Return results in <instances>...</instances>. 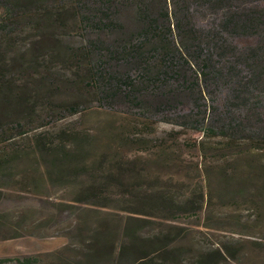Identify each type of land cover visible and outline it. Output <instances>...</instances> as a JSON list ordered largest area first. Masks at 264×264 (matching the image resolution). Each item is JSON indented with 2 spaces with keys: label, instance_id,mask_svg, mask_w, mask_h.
Segmentation results:
<instances>
[{
  "label": "trees",
  "instance_id": "obj_1",
  "mask_svg": "<svg viewBox=\"0 0 264 264\" xmlns=\"http://www.w3.org/2000/svg\"><path fill=\"white\" fill-rule=\"evenodd\" d=\"M73 1L81 10L83 27L97 31L113 29L118 6L128 4L133 9L135 31L104 51L138 66L136 79L113 78L103 57H98L93 68L100 88H114L127 96L135 90L133 82L143 81L148 64L156 59L164 70L155 80L146 81L147 86L161 89L162 81L173 82L172 75L193 65V76L182 77L173 92L196 91L201 100L223 94L220 111L212 108L209 118L198 124L202 125L199 147L204 154L212 151L216 162H221L223 182L238 181L239 168H233L226 155L248 151L253 145L264 148V0ZM38 2L44 3L0 0V35L11 34L16 19ZM75 60L80 62L77 56ZM200 107L196 103L195 108ZM78 112L68 108L70 115ZM14 130L17 137L27 134L18 123ZM72 136L67 139L63 132L45 131L34 137L33 150H18L14 143L0 148V202L21 193L37 196L49 187L68 195L57 202L45 201V211L20 212L15 220L9 218L13 213L0 216V227H14L1 235L3 240L24 235L63 237L68 244L59 253L66 256L56 261H43L40 256L4 258L0 264L242 263L240 251L229 243L207 246L181 225L185 216L200 213L203 195L185 196L169 186L152 190L136 160L122 162L117 155L96 152L95 138ZM13 137L3 138L12 141ZM208 141L214 146L205 145ZM215 153L223 155L224 161ZM257 168L240 171L256 172L252 180L259 184L258 194L264 195V166ZM18 176L23 180H16ZM23 226L31 229L17 230ZM52 227L57 228L49 232Z\"/></svg>",
  "mask_w": 264,
  "mask_h": 264
},
{
  "label": "rangeland",
  "instance_id": "obj_2",
  "mask_svg": "<svg viewBox=\"0 0 264 264\" xmlns=\"http://www.w3.org/2000/svg\"><path fill=\"white\" fill-rule=\"evenodd\" d=\"M42 1V6L38 2L37 7L16 19L11 34L0 35V67L4 74L0 78V148L14 143L18 150H33L34 137L45 131L63 132L67 139L72 134L93 137L98 143L96 152L117 155L122 162L136 160L150 189L169 186L185 196L203 195L200 213L180 221L193 237L207 246L229 243L240 251L241 264H264V195L258 194L259 184L252 180L256 172L249 173L264 166V148L253 145L248 151L226 155L233 168H239V179L225 183L219 170L221 162H216L212 151L204 154L199 147L202 125L198 124L209 118L212 108L220 111L223 94L201 100L196 91L173 92L182 77L193 76V65L181 68L178 76L172 75L173 82L162 81L161 89L158 85L147 86L146 81L155 80L164 70L156 59L147 66L141 81L144 84L134 81L135 90L127 96L114 88H100L93 68L98 57H103L106 71L113 78L136 79L138 66L104 51L135 31L133 9L128 4L118 6L113 29L97 31L83 27L79 21L81 10L73 0ZM201 23L205 26L206 21ZM196 103L201 105L199 109ZM74 107L79 112L70 115L68 108ZM15 123L27 131L25 136L17 137ZM11 135H15L11 142L4 140ZM208 143L205 145H211ZM219 157L223 159V155ZM241 169L250 171L243 173ZM15 178L23 180L22 176ZM64 198H68L66 192L52 187L42 189L37 196L21 193L0 202V216L13 213L15 216L9 218L15 220L20 212L45 211V201ZM12 228L0 227V259L40 256L43 261H56L66 256L59 253L68 244L66 238L24 235L3 240L1 235ZM29 229L23 226L17 230Z\"/></svg>",
  "mask_w": 264,
  "mask_h": 264
}]
</instances>
